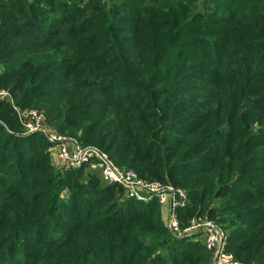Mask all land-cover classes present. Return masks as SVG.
<instances>
[{
  "label": "trees",
  "instance_id": "1",
  "mask_svg": "<svg viewBox=\"0 0 264 264\" xmlns=\"http://www.w3.org/2000/svg\"><path fill=\"white\" fill-rule=\"evenodd\" d=\"M1 89L183 189L182 228L212 220L235 260L264 264V0H0ZM13 112L0 104V264H211L157 202L56 171Z\"/></svg>",
  "mask_w": 264,
  "mask_h": 264
},
{
  "label": "built area",
  "instance_id": "2",
  "mask_svg": "<svg viewBox=\"0 0 264 264\" xmlns=\"http://www.w3.org/2000/svg\"><path fill=\"white\" fill-rule=\"evenodd\" d=\"M0 102L10 105L27 134L42 133L48 144L55 148V156L63 171L89 168L108 186L121 187L127 199L138 203L157 202L164 208V226L179 238H194L203 242L210 254L211 264H245L228 252V234L220 225L206 218H192L185 227L178 220V209L188 204L187 193L171 184L147 181L133 170L120 168L107 153L96 146L82 145L76 138L47 131L44 115L37 110L20 109L8 91H0ZM29 119V120H26Z\"/></svg>",
  "mask_w": 264,
  "mask_h": 264
},
{
  "label": "rangeland",
  "instance_id": "3",
  "mask_svg": "<svg viewBox=\"0 0 264 264\" xmlns=\"http://www.w3.org/2000/svg\"><path fill=\"white\" fill-rule=\"evenodd\" d=\"M103 1H107V0H103ZM0 91H2V89L0 90ZM3 91H7V90H3ZM12 95V94H11ZM14 103H15V101H14ZM0 104H2L1 102H0ZM4 104V103H3ZM23 110V109H22ZM25 110H27V111H29V110H35V109H33V108H27V109H24L23 111H25ZM40 113H42L43 115H44V122H43V126L44 127H46L47 128V131H52V132H56V133H58L57 131V129L51 124H49L48 122H47V120H46V116H45V113L43 112V111H39ZM12 115H14L16 118H17V120H18V123H19V125H20V133L22 134V135H24V136H29V135H32V134H27V132L25 131L26 129L24 128V126L22 125V122L19 120V118L17 117V115L13 112L12 113ZM26 120H29V119H26ZM9 132H11V131H9ZM12 133V132H11ZM33 134H36V133H33ZM62 134V133H61ZM63 135H66V136H69L68 134H63ZM47 153H48V157H49V159H50V164H51V166L56 170V171H58V172H64L60 167H59V165H61L60 163H58L57 162V159H56V156H55V148L54 147H52V146H50V145H48L47 146ZM120 168H122L121 166H119ZM72 170V169H71ZM83 170L85 171V172H87V173H89L90 175H93L94 177H97L98 179H100L99 178V176L96 174V173H94V172H92L89 168L87 169V167L86 168H83ZM101 180V179H100ZM102 181V180H101ZM102 184H103V182H101ZM162 222L164 223V219H162ZM227 231H228V229H227ZM203 243V242H202Z\"/></svg>",
  "mask_w": 264,
  "mask_h": 264
},
{
  "label": "crops",
  "instance_id": "4",
  "mask_svg": "<svg viewBox=\"0 0 264 264\" xmlns=\"http://www.w3.org/2000/svg\"><path fill=\"white\" fill-rule=\"evenodd\" d=\"M165 212H166V210L164 208H160V213H161L162 219L165 218Z\"/></svg>",
  "mask_w": 264,
  "mask_h": 264
}]
</instances>
